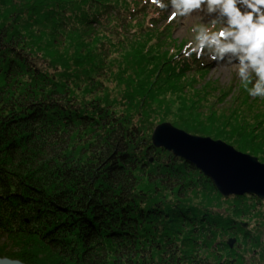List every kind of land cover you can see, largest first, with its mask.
I'll return each mask as SVG.
<instances>
[{"label":"trees","instance_id":"obj_1","mask_svg":"<svg viewBox=\"0 0 264 264\" xmlns=\"http://www.w3.org/2000/svg\"><path fill=\"white\" fill-rule=\"evenodd\" d=\"M150 1L0 0V236L23 237L47 254L45 264H214L224 250L232 255L225 264H246L224 240L241 224L191 199L199 186L219 193L213 182L155 148L152 133L169 122L264 162V138L247 130L261 118L252 104L264 107V99L249 100L243 88L225 100L201 82L208 65L197 58L199 42L175 62L171 51L185 44L171 41L169 26L156 30L148 13L168 0ZM108 28L133 37L122 48L124 113L91 96L93 53L100 35L109 41ZM175 106L187 115L172 118ZM227 125L229 134L220 133ZM243 234L257 251V238ZM37 253L24 248L18 258L37 264Z\"/></svg>","mask_w":264,"mask_h":264},{"label":"rangeland","instance_id":"obj_2","mask_svg":"<svg viewBox=\"0 0 264 264\" xmlns=\"http://www.w3.org/2000/svg\"><path fill=\"white\" fill-rule=\"evenodd\" d=\"M149 2L151 1L149 0ZM160 2L161 0H157L158 4H160ZM168 3L169 4L165 5V8L163 6H156L154 4V6H151L152 8L148 10V13H150L149 19H151L152 17L158 18V20L156 19L157 21H155V23H157L155 27L156 30H162L166 26H169L171 27V34H170L172 38L171 41H173V43L175 42V45L178 47H181L183 44H185L184 49L182 48L183 50L182 49L175 50L174 46H172L174 49L171 51L172 56L179 57L181 54H184L185 46H188L191 49L194 46H196L198 42L199 44L202 43L201 41L196 39L197 34L201 32V30H206L209 34L214 33L219 37V39L224 41L230 39L227 35L224 36L219 35L221 32H226V30L229 28V25H227V23L225 22V17L219 14L218 6H216V9L214 11L209 12L207 10L206 0H200L199 3H193L192 6L188 8L183 14H180L177 12L176 9L172 7L170 0H168ZM262 6H264V0H262ZM236 7L237 10H240L239 5H236ZM159 10H163V11H159ZM121 11L122 10H120L119 12ZM139 11H143V9H139ZM157 11L160 12L159 15ZM137 18H139L138 15L135 16V19ZM108 29H110V32H108L107 29H103L102 33L109 38V41L104 40L100 35L98 37L100 38V40L98 44L96 43L97 45L96 50L93 53V55L96 56V58L94 59V63L96 64L95 67L96 74L94 75V77L97 78L99 82L92 91L93 95L91 96H93V99L95 98V96H99L100 100H103L106 105L111 106L112 111H115L116 113H124L126 110L124 103L127 100V95L125 94V87H123L125 84H120V80L126 82L128 80L129 74H128V69L124 67L121 62L124 58V52L127 51L124 50L125 48L124 49L122 48L124 45L125 38L128 39L129 36V39H132L133 37L131 36L132 32L127 33L123 30L119 31V29H112V28H108ZM125 30H130V29L128 28ZM87 41L89 40L87 39ZM203 46L204 47H197V54L199 55L198 57L201 58L205 62V64L208 65V69L207 72L204 74V76L201 78V82H213L220 89L216 93L221 92L223 95L227 94L225 100H229L231 97L228 96L231 94H233L234 97L237 96L241 92V90L243 91V88L245 89L244 82L237 74L241 65L235 60L234 57L230 58L231 54L225 56L224 59H220L214 53L213 49H212L213 53H209L207 51L208 46H206V44H204ZM69 49L73 54H76V52L74 53V49L72 48ZM166 49H167V45L164 47V50ZM201 52H203V54L200 55ZM126 59L134 60V57L127 56ZM177 59L178 58L176 57L175 62L177 61ZM92 66L93 63L89 70L92 69ZM146 66H148V63L145 64V67ZM194 75L195 74H193V76L185 75V78H183L182 80L188 81L187 79H193ZM247 75H248V83H247L248 86V84L250 83L253 84L255 82L256 77L251 70L248 71ZM197 77L199 78L198 75ZM197 77H195L194 79L197 80L198 79ZM130 80L131 82H134V80L132 79ZM200 84L202 83H198V85ZM170 87L181 89L182 86L180 85L179 87L178 85L177 86L170 85ZM223 91H225L226 93L224 94ZM243 95L245 96V94ZM86 96H87L86 97L87 100H91V96L89 94H87ZM248 96H249V100L252 101L258 99L257 97L264 99V96H250V95ZM105 99H107L108 101H106ZM174 102L175 100H173L172 103ZM262 104L264 105V103ZM252 106H254V108L252 109L251 114H255L258 117L260 116L261 118H259V120L255 119L253 122V127L250 126L249 128H247V130H249L252 133V135L256 136L257 138L260 135H262V137L264 138V123H262V121L264 122V107H261L257 104H252ZM155 107H157L156 104L154 108ZM172 109L174 111H177L173 113L172 118L177 117V119H179L180 117L187 115V113L185 112L178 111V106H175ZM226 114L228 113H225V115ZM243 121L244 123H246V121H248V118L244 119ZM227 123L228 122H226V124ZM150 127L151 124L147 122L145 125V129L147 130V132L150 131ZM227 128L225 129L219 126V132L224 134H229L230 129ZM154 147L157 148L156 146ZM263 158L264 157H262V159ZM258 160L264 164V162H262L259 158ZM152 161L153 160H151L150 162ZM145 180L146 178L145 179L142 178L143 183ZM255 197L256 196L245 195V196H231L226 198L220 195L218 192H214L210 187H208V189L206 190V188L205 189L204 187L201 188V186H199V188L196 189V193L193 192L191 195V199H193L194 201L203 202L206 206L212 208L217 213H222L225 216H228L230 219L238 223L237 224L238 226L239 224H241L242 228L240 230H238L235 234L230 233L226 235L224 240H225V245H227L226 247L230 248L229 250L233 251L234 249L237 254L245 258L244 261L246 264H264V199L263 200L259 198L256 199ZM244 231L249 232L251 235H253L254 236L253 238H257L259 242V247L257 248L258 249L257 251H255L256 249L252 245L253 241L249 240L247 243H245V236L243 234ZM232 240L234 241V245L233 247H230L229 243ZM26 242H27L26 239H23V237L21 236H12V235L0 236V254L1 253L3 254V256L0 255V257L9 258L12 260H19L23 262V260L19 259L18 257L22 256L23 258L24 248L34 257V255L37 253L38 248L37 247L32 248ZM9 253L12 254V256L17 255V258L15 257L10 258L6 256V254ZM39 255L40 256L36 257L37 264H42V263L45 264L48 262V256H46L47 254L40 253ZM228 255H229L228 251L224 250L223 252L220 253L219 259L216 260L215 257L211 259L210 262L216 264V262H219L221 260V262H219L218 264H225L229 258ZM230 256L232 257V255ZM231 257L229 258V260H231ZM232 260H233L232 263L236 262L234 261V259ZM23 263L27 264L25 262ZM30 264H34V263L30 262Z\"/></svg>","mask_w":264,"mask_h":264},{"label":"water","instance_id":"obj_3","mask_svg":"<svg viewBox=\"0 0 264 264\" xmlns=\"http://www.w3.org/2000/svg\"><path fill=\"white\" fill-rule=\"evenodd\" d=\"M152 141L194 165L209 178L224 197L252 195L264 199V164L258 158L237 151L223 141L191 135L170 123L156 127ZM233 247L234 241L230 243ZM0 264H24L1 258Z\"/></svg>","mask_w":264,"mask_h":264},{"label":"clouds","instance_id":"obj_4","mask_svg":"<svg viewBox=\"0 0 264 264\" xmlns=\"http://www.w3.org/2000/svg\"><path fill=\"white\" fill-rule=\"evenodd\" d=\"M200 0H170L178 13L183 14L193 3ZM239 5L240 10H237ZM207 10L214 11L219 7V14L225 17L229 25L225 35L227 41L219 39L216 34L201 30L196 39L213 49L220 58L231 54L241 65L238 75L244 82L250 96H264V6L262 0H206ZM220 35V34H219ZM221 36V35H220ZM255 74L252 87H247L248 71Z\"/></svg>","mask_w":264,"mask_h":264},{"label":"snow or ice","instance_id":"obj_5","mask_svg":"<svg viewBox=\"0 0 264 264\" xmlns=\"http://www.w3.org/2000/svg\"><path fill=\"white\" fill-rule=\"evenodd\" d=\"M220 35H221V36H224V35H225V33H224V32H221V33H220Z\"/></svg>","mask_w":264,"mask_h":264}]
</instances>
